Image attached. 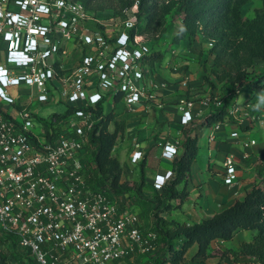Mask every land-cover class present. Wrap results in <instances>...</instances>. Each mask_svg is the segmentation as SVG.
I'll list each match as a JSON object with an SVG mask.
<instances>
[{"label": "built area", "instance_id": "obj_1", "mask_svg": "<svg viewBox=\"0 0 264 264\" xmlns=\"http://www.w3.org/2000/svg\"><path fill=\"white\" fill-rule=\"evenodd\" d=\"M104 12L80 0H0V231L39 264H118L156 247L158 234L143 227L138 213L121 209L116 198L87 181L88 159L96 150L91 134L107 104L123 102L133 112L170 86L146 64L151 46L144 35L131 34L138 23L134 8L111 28ZM187 65L169 59L164 69L182 72L187 86ZM56 100L67 105L64 112L38 116L33 110L35 102ZM195 103L182 97L181 124L195 120ZM157 105L163 108L164 102ZM247 108L235 105L229 115L258 121ZM223 123L210 126V141ZM255 144L243 142L246 149ZM178 152L166 143L162 155L173 160ZM143 159L141 150L132 152V163ZM239 168L236 156L227 154L223 183H238ZM173 176V169L156 175L154 186L163 189Z\"/></svg>", "mask_w": 264, "mask_h": 264}, {"label": "trees", "instance_id": "obj_2", "mask_svg": "<svg viewBox=\"0 0 264 264\" xmlns=\"http://www.w3.org/2000/svg\"><path fill=\"white\" fill-rule=\"evenodd\" d=\"M88 9L105 11L107 8L115 9L113 0H80ZM123 9H131L133 0H119ZM248 0H139V13H147V24L137 25L131 34H145L165 19L175 10L177 15H183L182 25L176 39L196 40L199 35L211 39L210 54L214 55V66L224 67V75L219 79H227L224 91V102L221 106L213 108L206 118L199 124L200 127H210L218 122L230 121L229 108L240 95V87L246 84L244 65H255L260 59L264 66V0L262 7L257 10L253 20H245L241 7ZM141 16V15H140ZM163 53L153 52L146 59L152 70L156 63L164 60ZM190 70V65L185 66ZM207 80V79H206ZM264 70L257 81L251 83L254 94H261L264 85ZM105 109L103 104L98 106L99 113ZM61 115L54 114V117ZM47 127L52 125L45 119ZM115 125L114 130L109 129L110 124ZM101 125V126H100ZM91 134L92 144L96 150L88 159L87 181L92 189L101 190L114 198H121V209L127 205H134L135 194H140L146 187L145 160L140 163V177L137 187H129L122 180L123 165L118 157L113 155L119 133L124 135L126 122L119 113L113 110L107 112L100 124ZM99 131V132H98ZM98 132V134H97ZM200 134L197 128L184 129V138L181 143L182 153L175 157L173 162L174 176L159 190L154 187L157 203L161 211H171L185 202V195L189 194L185 186L188 181L192 164L199 150ZM181 186V187H180ZM179 200V203H174ZM172 229L163 231L162 253L154 264H184L188 250L197 246L194 257L206 255L212 242L216 240H232L242 231L253 233L250 241L242 244L240 254L254 258L249 264H264V169L259 172V181L246 194L245 198L238 199L229 207L216 212L213 216L194 223L172 222ZM15 241V240H13ZM25 260L11 261L0 251V264H39L35 259L26 255ZM128 258L121 263L126 264Z\"/></svg>", "mask_w": 264, "mask_h": 264}, {"label": "crops", "instance_id": "obj_3", "mask_svg": "<svg viewBox=\"0 0 264 264\" xmlns=\"http://www.w3.org/2000/svg\"><path fill=\"white\" fill-rule=\"evenodd\" d=\"M0 45H4L0 41ZM3 60V54L0 53V61ZM180 64L187 63L190 65V83L186 86L183 81L182 72H170L168 69H160L157 79L167 81L170 86L160 88L158 98L155 101H142L133 112H130L127 105L123 102L110 105V111L119 113L121 119L126 122L124 131V140L127 146L134 150H141L144 153L146 162V187L145 191L154 190V180L156 175H164L167 170L173 169L175 158L167 159L163 157L162 152L164 145L170 143L177 145L179 152L182 153L181 143L184 138V129L196 127L199 131V150L195 161L192 164L191 174L186 181L189 201L197 199L199 205L196 209H190L189 214L196 213L197 221L203 218L213 216L216 212L225 207H229L238 199L245 198L246 194L252 189L253 185L259 181V172L264 169V110L258 109L260 118L254 124L256 127L248 128L246 120L240 117L238 123L225 121L216 134L214 141L209 140L211 127H200L197 122H201L212 112L213 106L205 103V99L196 97V111L198 115L189 125L181 124L182 113L179 110L180 100L183 96L195 93L200 84L201 73L203 68L196 55H178L176 58ZM208 93L202 95L207 97ZM242 93L239 95L238 104L250 100H243ZM252 100L247 106H259L256 103L261 100L260 94H252ZM164 102L163 108L157 105V102ZM244 109L243 106H240ZM259 130V136H254L253 131ZM237 131V136L232 133ZM259 137V138H258ZM247 139L256 141L248 149L243 146ZM250 152V157L245 158L244 153ZM131 152V154H132ZM131 154L120 158L123 165L122 180H139L140 161L137 164L131 162ZM227 154H234L240 164L239 181L235 185L228 186L221 179L222 161ZM193 208V207H192ZM142 222V221H141ZM143 224V222H142ZM144 227V226H143ZM145 228V227H144ZM250 232V231H249Z\"/></svg>", "mask_w": 264, "mask_h": 264}, {"label": "rangeland", "instance_id": "obj_4", "mask_svg": "<svg viewBox=\"0 0 264 264\" xmlns=\"http://www.w3.org/2000/svg\"><path fill=\"white\" fill-rule=\"evenodd\" d=\"M113 1L116 5V8H107L103 14V17L106 18L105 22L108 25V28H111L112 26L115 27L117 23H120V21L123 22L127 18V9H123V3L119 0ZM133 1L134 5L131 8H134L136 16L141 23L139 26L143 27V25L145 26L147 24V13L142 12L140 14L138 8L139 0ZM262 5V0H248V2L241 7L244 19L248 21L253 20L256 17L257 10L260 9ZM113 15L115 16V20L109 21V17ZM182 18L183 15H177L175 10H172V12L165 17L161 24H158V27L155 26L151 32L143 34L148 45L151 46L152 51L163 53L165 57L161 63H156L154 68L164 69L169 59H171L172 62H177L176 58L179 54L184 56L196 55L198 61L201 64V68H203V72L201 73L200 84L198 85L197 89H195V93H189L188 97L193 100L197 99L196 97L205 99L206 96L202 97V95L208 93L207 96L210 98V104L214 108L219 107L224 102V91L227 86V79H219V75L223 76L225 74V66H214V55L210 54V49L213 47L211 45V39L204 38L203 35H199L196 40H178L175 38L179 28L182 25ZM243 68L245 70L246 84L241 86L239 90L240 94H243L241 97L243 100H247L249 97L250 100H247L242 104H238L237 99H235L229 110L232 109L233 106L237 105L243 106L244 108L248 107L247 109L251 111L252 114H258L259 108L264 110V91L260 94V96H262L261 100L256 102L260 103L259 106H247L246 104H249L252 100L251 97L252 94H254V90L251 86V83L257 81L260 73L264 70L263 62L260 59H256L255 65H244ZM259 85H264V81H260ZM217 101H221V105L216 104ZM109 105L110 104L108 103V107L106 106L108 112L110 111ZM66 109L67 105L64 102H59L57 100L48 104L35 102L33 107V110L38 116H48L49 114L56 111L64 112ZM34 121L36 124L35 130L40 132L41 125L38 123V119L34 118ZM228 122L238 123L239 118L232 117V119ZM255 122L256 121L247 122L249 125L248 128L256 127V124H254ZM197 123L200 124L201 122ZM114 128L115 125L111 123L109 129L113 131ZM253 135L259 136V130L253 131ZM124 143V135L119 133V137L117 138L115 147L113 148V155L123 159L125 155L129 156V154H131V146H127ZM180 143H182V141H180ZM123 181L126 182L129 187L133 188L137 187L139 183V180ZM187 196L188 195L186 194L185 202L189 201ZM117 202L121 208L123 201L120 197L117 198ZM173 202L179 203L180 201L174 200ZM133 203L134 205H127V208L138 213L141 221L143 222V226L148 230L155 231L158 234V239L154 250L147 254L140 253L131 257L130 259L128 258L126 264H154L158 261L160 254L162 253V243L160 240L163 237L164 232H162L160 229H163V231L172 229V222L174 221L175 223L197 222V214L195 212L189 214L190 209H196V205H199L197 199H192V201L185 204V206L181 205L171 211L163 212L156 207L157 200L155 194H153L152 191L143 190L140 194H135ZM252 235V232L242 231L238 233L232 240H216L212 242L207 254L199 257H194L196 253L195 251L197 249V246H194L188 250L184 264H249L254 261V258L241 255L240 249L243 243L251 240ZM0 251L8 256L11 261H20L27 258L23 250L19 247L18 243L8 239L1 231Z\"/></svg>", "mask_w": 264, "mask_h": 264}]
</instances>
